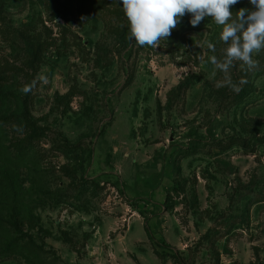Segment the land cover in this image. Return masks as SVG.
Instances as JSON below:
<instances>
[{
	"label": "rangeland",
	"instance_id": "1",
	"mask_svg": "<svg viewBox=\"0 0 264 264\" xmlns=\"http://www.w3.org/2000/svg\"><path fill=\"white\" fill-rule=\"evenodd\" d=\"M62 2L0 0V264H264V49L224 72L211 17L153 49L121 0Z\"/></svg>",
	"mask_w": 264,
	"mask_h": 264
},
{
	"label": "clouds",
	"instance_id": "2",
	"mask_svg": "<svg viewBox=\"0 0 264 264\" xmlns=\"http://www.w3.org/2000/svg\"><path fill=\"white\" fill-rule=\"evenodd\" d=\"M124 15L129 23V41L134 38L137 46H149L153 49L167 39L181 18L191 14L190 24L196 27L206 17L222 26L220 39L227 44L223 62L212 56L211 63L224 72L240 61L249 71L258 67L253 59L254 53L264 49V0H249L254 10L241 8L233 18L232 7L240 0H121ZM209 49L215 51L213 44ZM43 83L47 77L40 76ZM247 83L242 80L241 84ZM36 86L25 85L21 92L27 94ZM239 92L241 89L236 87Z\"/></svg>",
	"mask_w": 264,
	"mask_h": 264
},
{
	"label": "trees",
	"instance_id": "3",
	"mask_svg": "<svg viewBox=\"0 0 264 264\" xmlns=\"http://www.w3.org/2000/svg\"><path fill=\"white\" fill-rule=\"evenodd\" d=\"M48 8L51 10L53 16H57L59 13L62 12L63 2L62 0H47ZM233 11V10H232ZM179 37V33L172 30L171 35L169 36L171 39L172 37ZM39 49L34 51L33 59L30 62V66L36 71L37 67L34 63L40 60L41 54H39ZM34 75H31V81H33ZM191 83V77L187 76L186 78L182 79L179 84L172 90V91H181L187 88ZM27 126L29 127V131L21 138L16 139L14 142V147L18 152H21L24 147L29 144H32L35 140H40L43 137V129L40 126H37L32 118L28 115L24 116ZM19 120H15L14 124L19 123Z\"/></svg>",
	"mask_w": 264,
	"mask_h": 264
}]
</instances>
